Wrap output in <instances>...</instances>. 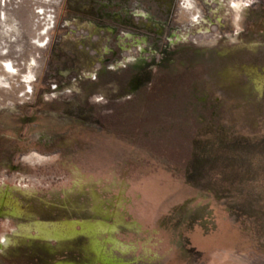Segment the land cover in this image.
<instances>
[{"label": "water", "instance_id": "95a60500", "mask_svg": "<svg viewBox=\"0 0 264 264\" xmlns=\"http://www.w3.org/2000/svg\"><path fill=\"white\" fill-rule=\"evenodd\" d=\"M0 264H264V73L1 113Z\"/></svg>", "mask_w": 264, "mask_h": 264}, {"label": "rangeland", "instance_id": "374dc122", "mask_svg": "<svg viewBox=\"0 0 264 264\" xmlns=\"http://www.w3.org/2000/svg\"><path fill=\"white\" fill-rule=\"evenodd\" d=\"M264 73V0H0V114Z\"/></svg>", "mask_w": 264, "mask_h": 264}]
</instances>
